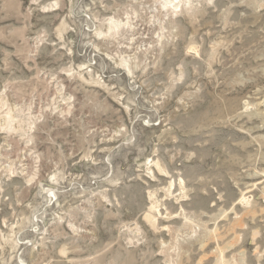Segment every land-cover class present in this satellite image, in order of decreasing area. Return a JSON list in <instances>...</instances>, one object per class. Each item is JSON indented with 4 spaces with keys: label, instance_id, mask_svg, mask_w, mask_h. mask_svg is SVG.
<instances>
[{
    "label": "rangeland",
    "instance_id": "rangeland-1",
    "mask_svg": "<svg viewBox=\"0 0 264 264\" xmlns=\"http://www.w3.org/2000/svg\"><path fill=\"white\" fill-rule=\"evenodd\" d=\"M224 263L264 264V0H0V264Z\"/></svg>",
    "mask_w": 264,
    "mask_h": 264
},
{
    "label": "bare ground",
    "instance_id": "bare-ground-1",
    "mask_svg": "<svg viewBox=\"0 0 264 264\" xmlns=\"http://www.w3.org/2000/svg\"><path fill=\"white\" fill-rule=\"evenodd\" d=\"M181 1V0H180ZM12 112V111H11ZM10 112V113H11ZM23 114V113H22ZM10 115V114H9ZM12 116V115H11ZM29 116V115H28ZM13 117V116H12ZM11 119V118H10ZM15 121V120H14ZM19 122V121H18ZM5 123V122H4ZM10 123V122H9ZM22 126V125H21ZM12 132H14V131H12ZM242 201H245V198L243 197L242 199H241ZM240 202V201H239ZM152 207V206H151ZM218 256H219V254H217ZM224 261V260H223ZM225 262V261H224ZM225 264V263H224Z\"/></svg>",
    "mask_w": 264,
    "mask_h": 264
}]
</instances>
